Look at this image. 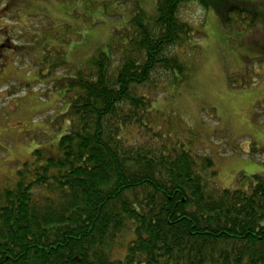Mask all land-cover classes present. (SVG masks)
<instances>
[{"label":"trees","instance_id":"16d2710c","mask_svg":"<svg viewBox=\"0 0 264 264\" xmlns=\"http://www.w3.org/2000/svg\"><path fill=\"white\" fill-rule=\"evenodd\" d=\"M189 2L214 9L224 26L258 15L223 0H155L149 9L148 0H72L73 10L97 14V26L131 8L80 68L46 18L57 44L40 41L36 66L64 91L57 122L68 127L58 143L0 169V264H264V176L241 174V186L222 189L214 160L187 149L153 108L163 78L185 83L199 56L201 32L180 16Z\"/></svg>","mask_w":264,"mask_h":264},{"label":"rangeland","instance_id":"374dc122","mask_svg":"<svg viewBox=\"0 0 264 264\" xmlns=\"http://www.w3.org/2000/svg\"><path fill=\"white\" fill-rule=\"evenodd\" d=\"M71 3L0 0V44L4 42L0 49V169L5 172L7 164L22 163L34 149L58 143L68 127L65 120L57 122L68 110L64 91L52 89V80L48 85V77H42L36 66L42 58L40 41L45 38L48 47L68 44L66 60L80 68L106 44L114 28L125 26L131 11L130 6H122L118 17L102 15L104 23L97 26V14L92 16L86 8L73 10ZM154 3L148 0L145 7ZM223 3L230 4L228 11L256 9L258 15L247 21L246 12H241L237 27L224 26L214 9L206 10L196 2L184 4L181 19L201 32L199 56L191 60L185 83L175 85L170 76L163 78L153 108L173 121L172 130L187 149L214 160L218 186L234 189L241 186L237 181L241 174L244 182L254 175L264 176V0ZM46 18L59 28L58 42L56 27L45 31L50 24ZM28 22L34 27L24 25ZM6 38H15L16 51L13 46L6 50Z\"/></svg>","mask_w":264,"mask_h":264},{"label":"flooded vegetation","instance_id":"af4514ba","mask_svg":"<svg viewBox=\"0 0 264 264\" xmlns=\"http://www.w3.org/2000/svg\"><path fill=\"white\" fill-rule=\"evenodd\" d=\"M11 39L12 38H6V40L9 42V48L8 49H10L12 46L14 47V50L16 51V45L13 43V42H11ZM4 42L2 41V43L1 44H3ZM0 44V49H1V45ZM2 56H4V55H2Z\"/></svg>","mask_w":264,"mask_h":264}]
</instances>
